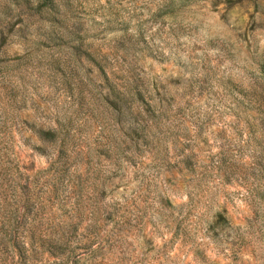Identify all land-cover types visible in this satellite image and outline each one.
Masks as SVG:
<instances>
[{"label":"rangeland","instance_id":"374dc122","mask_svg":"<svg viewBox=\"0 0 264 264\" xmlns=\"http://www.w3.org/2000/svg\"><path fill=\"white\" fill-rule=\"evenodd\" d=\"M0 264H264V0H0Z\"/></svg>","mask_w":264,"mask_h":264}]
</instances>
